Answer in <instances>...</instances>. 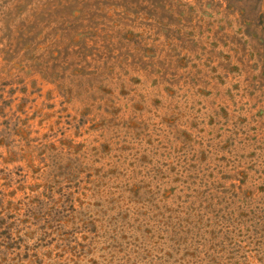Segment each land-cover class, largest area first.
Listing matches in <instances>:
<instances>
[{
    "label": "rangeland",
    "instance_id": "obj_1",
    "mask_svg": "<svg viewBox=\"0 0 264 264\" xmlns=\"http://www.w3.org/2000/svg\"><path fill=\"white\" fill-rule=\"evenodd\" d=\"M0 264H264V0H0Z\"/></svg>",
    "mask_w": 264,
    "mask_h": 264
},
{
    "label": "trees",
    "instance_id": "obj_2",
    "mask_svg": "<svg viewBox=\"0 0 264 264\" xmlns=\"http://www.w3.org/2000/svg\"><path fill=\"white\" fill-rule=\"evenodd\" d=\"M12 1H14V2H22L23 0H12Z\"/></svg>",
    "mask_w": 264,
    "mask_h": 264
}]
</instances>
